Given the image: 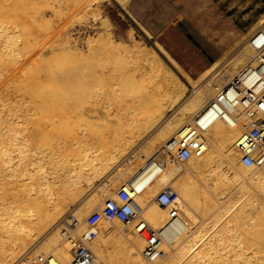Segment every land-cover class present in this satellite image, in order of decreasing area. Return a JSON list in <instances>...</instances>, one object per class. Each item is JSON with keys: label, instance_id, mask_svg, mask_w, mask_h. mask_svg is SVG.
Here are the masks:
<instances>
[{"label": "bare ground", "instance_id": "6f19581e", "mask_svg": "<svg viewBox=\"0 0 264 264\" xmlns=\"http://www.w3.org/2000/svg\"><path fill=\"white\" fill-rule=\"evenodd\" d=\"M96 2L104 1L51 0V17L47 19L42 9L19 7L17 0H0V264H12L25 254L49 252L67 262L71 253L67 236L78 238L85 232L84 217L100 195L94 189L96 181L129 151L147 152L151 148L154 139L142 136L148 129L162 125L161 117L167 109L170 113L164 124L177 123L165 140L182 134L216 88L209 96L207 90L213 84L221 86L222 79L233 73L232 67L237 70L249 60L264 36L263 12L247 30L252 35L239 49V57L230 61L233 66L227 64L216 70L220 58L203 75L189 77L195 89L189 96L184 93L186 86L174 77L157 52H142L137 62L133 53L122 52L108 36L116 56L105 57L90 48L86 55L82 53V72L88 81L83 90L76 98L67 99L57 112L41 117L35 124L41 129L39 133L19 142L8 117L16 97L27 89L32 90V101H41L48 94L63 95L58 86L61 77L47 72L58 57L42 60L40 41L54 23L82 3L83 10L96 22ZM49 21H53L52 26ZM58 43L68 45L64 32L52 42ZM160 47L171 64L178 65L167 49ZM117 59L126 74L120 82L112 78L118 71ZM43 78L46 80L42 82ZM129 83L135 84L142 95L136 98L133 87H127ZM222 93L220 103L216 99L215 106L195 119L208 143L203 154L183 164L167 160L163 166H151L135 182L140 216L165 236L168 257L147 261L131 221L120 225L121 232L108 246L105 264H264V164L258 167L261 172L257 174L259 169L252 170L239 160L237 140L241 128L235 120L240 113L239 92L225 86ZM134 102L139 107L132 108ZM185 110L191 115L183 118ZM124 122L127 124L121 126ZM18 126L25 127L22 122ZM134 136L137 138L131 139ZM198 180L202 187L194 194ZM168 185L177 191L176 218H170L168 208L155 201L156 194ZM220 186L228 191L227 197L218 196ZM67 210H72L78 220L75 230L66 224L68 219L62 218ZM255 216L260 217L258 222ZM237 234L240 240L235 241ZM248 249L250 255L244 253Z\"/></svg>", "mask_w": 264, "mask_h": 264}, {"label": "rangeland", "instance_id": "374dc122", "mask_svg": "<svg viewBox=\"0 0 264 264\" xmlns=\"http://www.w3.org/2000/svg\"><path fill=\"white\" fill-rule=\"evenodd\" d=\"M50 1L17 0V5L19 7L26 5L42 9L45 17L50 19L51 10L48 6ZM103 1V3H95L99 10L95 17L96 22L91 20L86 11L83 10V3L75 7L59 22L54 23L53 26V21L48 22L49 26L52 27L40 41L43 53L41 59L53 55L58 57L57 63L49 66L47 72L61 77L58 86L61 88L63 95L53 97L48 94L41 101H32L30 99L32 90L27 89L26 93L16 97L17 102L11 109L12 114H9L8 117L13 121V131L19 142H26L39 133L41 129H37L35 124L41 117L57 112L67 99L76 98L83 90L82 86L88 81L87 76L82 72L83 68L85 69L82 53L86 55L89 53L90 48L105 57L114 58L116 56L111 41L108 39L109 37L122 52L130 51L133 53L137 62L140 61L142 52H157L168 64L174 77H179L186 86L184 93L189 96L193 95L195 90L190 85L189 77L195 78L203 75L205 70L220 58V65L216 70H220L227 64L229 67L233 66L230 61L239 57V49L247 44L252 35L247 30L264 12V5L261 0H176L177 4H184L182 9L178 10L168 6L160 15L151 19L150 15L143 12L140 6L134 5L135 0ZM133 10L139 14L142 13V19L138 18ZM36 24H39V21ZM62 32L68 37V45L52 44L54 39ZM235 44L237 45L235 49L222 58L224 53L228 52ZM160 45L165 47L168 53L177 60L178 65L171 64L168 55L161 52ZM115 65L118 71L112 74V78L116 82L124 81L126 74H123V70L121 71L122 66H120L121 62H118V59L115 61ZM235 71V68L232 67V72ZM142 77L144 81H147L145 73L142 74ZM44 80L46 78H43L42 82ZM215 86L213 84L207 90L206 96H209L212 90H215ZM127 87L130 89L133 87L132 94L136 95V98H138V95H142L140 89L137 91L135 84L129 83ZM130 106L137 108L139 104L137 105L134 102ZM143 109V106L140 107V111ZM169 113L170 111L167 109L161 117L162 125L160 127L153 130L152 128L148 129L143 134V139L148 140L152 137L154 140L147 152L140 151L138 154H149L174 130L177 122L170 124H164L166 122H163ZM190 115L191 113L185 110L183 118ZM18 122H22L25 127L20 128ZM126 124L127 122H124L121 126ZM161 127L162 129L157 132ZM135 138L137 136L131 139ZM177 162L185 163V161ZM260 172V169L257 170V174ZM201 187V182L196 181L194 194L198 193ZM218 187L216 188L217 192ZM253 189L251 187V190ZM218 196L221 195L218 194ZM101 198L98 195V200L92 209L100 204ZM253 219L258 222L260 217L255 216ZM239 238V234L235 235V241L240 240ZM250 250H245L244 253L250 255ZM165 257H168V249Z\"/></svg>", "mask_w": 264, "mask_h": 264}, {"label": "built area", "instance_id": "2783aa9c", "mask_svg": "<svg viewBox=\"0 0 264 264\" xmlns=\"http://www.w3.org/2000/svg\"><path fill=\"white\" fill-rule=\"evenodd\" d=\"M221 82V86L216 84L215 93L197 110L191 124L182 134L170 136L149 154L129 151L116 167L97 181L94 189L102 197L101 204L84 217L86 230L80 237L72 238L73 234L67 236L71 244L67 262L49 252L25 254L12 264H105L109 256L108 246L121 232L120 225L131 221L134 232L142 240V256L147 261L165 257L167 239L160 230L151 228L140 216L141 208L135 199L139 189L135 182L151 166H163L167 160L185 161L203 154L208 143L204 129L195 124V119L200 113L215 106L216 99L219 103L223 100L222 91L225 86H231L239 92L241 106L235 120L241 128L237 140L240 161L252 168L264 164V36L256 45L254 55ZM227 169L231 167L227 166ZM224 174L230 176L227 172ZM220 192L221 196L229 194L223 186H220ZM155 201L168 208L170 218L179 216L177 191L173 187L161 189ZM62 218L70 221L66 224L71 229L78 228V220L72 210H68Z\"/></svg>", "mask_w": 264, "mask_h": 264}, {"label": "trees", "instance_id": "16d2710c", "mask_svg": "<svg viewBox=\"0 0 264 264\" xmlns=\"http://www.w3.org/2000/svg\"><path fill=\"white\" fill-rule=\"evenodd\" d=\"M176 0H135L134 5L140 6L143 9V12H146L150 15L151 19L155 18L157 15H160L164 9L168 6L173 7L174 9H182L183 3L177 4ZM264 5V0H261ZM136 16L142 19L143 14L135 12ZM244 25V23H243Z\"/></svg>", "mask_w": 264, "mask_h": 264}]
</instances>
